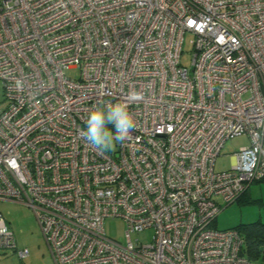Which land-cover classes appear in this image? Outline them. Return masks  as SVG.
<instances>
[{
    "label": "built area",
    "instance_id": "obj_1",
    "mask_svg": "<svg viewBox=\"0 0 264 264\" xmlns=\"http://www.w3.org/2000/svg\"><path fill=\"white\" fill-rule=\"evenodd\" d=\"M0 79V201L32 208L54 264H264L215 227L264 179V0H0ZM101 101L136 121L106 153L83 135ZM239 134L249 145L217 171ZM146 228L150 242L131 240ZM0 248H16L1 212Z\"/></svg>",
    "mask_w": 264,
    "mask_h": 264
},
{
    "label": "rangeland",
    "instance_id": "obj_2",
    "mask_svg": "<svg viewBox=\"0 0 264 264\" xmlns=\"http://www.w3.org/2000/svg\"><path fill=\"white\" fill-rule=\"evenodd\" d=\"M194 36L187 32L183 37L180 64L191 66ZM64 73L75 78L79 75L78 68H67ZM6 106L3 93V82L0 79V109ZM250 143L246 134H239L228 139L221 149L220 155L215 160L214 167L217 171L228 170L234 162V154ZM116 149V148H115ZM247 196V197H246ZM246 198L236 200L217 213L215 227L218 230L235 228L240 224L252 222L264 223V181L253 182L246 191ZM0 212L14 233L16 248H0V264H54L49 248L42 235L39 223L32 208L18 201H0ZM105 234L117 242H126V225L121 217H107L104 219ZM153 234L152 228L138 232H131L132 241L148 243ZM27 249V255L20 257L19 249Z\"/></svg>",
    "mask_w": 264,
    "mask_h": 264
},
{
    "label": "clouds",
    "instance_id": "obj_3",
    "mask_svg": "<svg viewBox=\"0 0 264 264\" xmlns=\"http://www.w3.org/2000/svg\"><path fill=\"white\" fill-rule=\"evenodd\" d=\"M17 88L23 87L16 80ZM83 135L91 147L99 153L114 151L117 143L130 138L136 128V121L129 111V105L122 101H101L93 105L85 119Z\"/></svg>",
    "mask_w": 264,
    "mask_h": 264
},
{
    "label": "trees",
    "instance_id": "obj_4",
    "mask_svg": "<svg viewBox=\"0 0 264 264\" xmlns=\"http://www.w3.org/2000/svg\"><path fill=\"white\" fill-rule=\"evenodd\" d=\"M261 181H264V179L255 182ZM246 191L237 200L243 199L246 196ZM234 229L243 238V253L251 260L264 261V223L240 224Z\"/></svg>",
    "mask_w": 264,
    "mask_h": 264
},
{
    "label": "crops",
    "instance_id": "obj_5",
    "mask_svg": "<svg viewBox=\"0 0 264 264\" xmlns=\"http://www.w3.org/2000/svg\"><path fill=\"white\" fill-rule=\"evenodd\" d=\"M249 188V187H248Z\"/></svg>",
    "mask_w": 264,
    "mask_h": 264
}]
</instances>
